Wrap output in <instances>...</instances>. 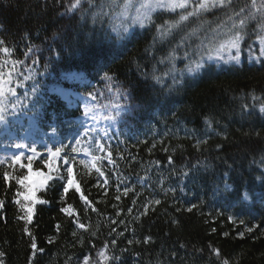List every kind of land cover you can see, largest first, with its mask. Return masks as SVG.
Segmentation results:
<instances>
[{
  "label": "trees",
  "instance_id": "16d2710c",
  "mask_svg": "<svg viewBox=\"0 0 264 264\" xmlns=\"http://www.w3.org/2000/svg\"><path fill=\"white\" fill-rule=\"evenodd\" d=\"M99 1L69 10L74 0H0V124L79 142L82 112L47 92L61 75L79 72L92 80L85 94L95 103L126 108L134 123L148 125L133 140L99 141L91 175L66 153L54 163L43 155L0 167V262L80 264L102 251L108 264H264V112L249 101L264 103V57L210 67L177 89L175 102L153 105L165 101L166 88L153 63L170 44H155L154 29L171 16L156 15L110 56L85 49L84 37L73 41L83 31L98 33L84 17ZM250 4L232 0L217 12L236 18L234 10ZM246 24L249 34L261 31L264 14ZM214 188L226 202L214 203ZM244 189L254 203L239 201ZM69 206L71 214L61 211Z\"/></svg>",
  "mask_w": 264,
  "mask_h": 264
},
{
  "label": "rangeland",
  "instance_id": "374dc122",
  "mask_svg": "<svg viewBox=\"0 0 264 264\" xmlns=\"http://www.w3.org/2000/svg\"><path fill=\"white\" fill-rule=\"evenodd\" d=\"M123 2L124 0H115L114 4L113 0H100L93 5V10L87 16L84 14V19L86 21L88 17V29L94 30L96 26L95 32L99 34L83 31V33L77 34L73 41H76L78 37H84L87 40V43L83 44L85 49H94L96 52L110 53V56H114L126 46L128 47L133 37L149 28L156 15L171 16V19L165 20L161 26H156L154 29L155 44H170L166 54L162 58H157L153 63L154 68L155 66L161 68V75L156 78V81L160 85L166 86L165 90L162 91L164 92L162 97L165 98V101L155 100L153 105H164L167 101L169 105L170 102H175L177 100L176 90L196 81L206 73V69L210 70V67L215 70L228 69L238 67L242 62L255 64L264 57L260 43V38L264 37V29L258 30L259 33L256 31L249 34L250 28L247 24L243 29L244 39L240 42L238 59L232 58L237 54L236 49L220 50V45L234 31L232 29L233 20L235 19L238 23L237 18H225L219 14L217 10L219 11L221 7L200 11L181 21L180 17L192 12L198 0H188V7L175 9L155 6L151 9L141 8L140 4L143 0H132V6L127 9L126 14L121 15L122 9L119 5H122ZM161 2L167 3V0H161ZM173 15L176 17L173 18ZM172 24L176 26L169 29L168 26ZM165 29H168L166 33H164ZM91 60L96 65L102 64L101 60ZM197 64L202 66L197 68ZM190 68L193 71H189ZM95 75L97 78H101L102 71H97ZM147 77L151 78L150 76ZM61 83L63 84L50 85L47 92L59 97L70 108L82 111V116L76 119V124L83 138L77 143L66 141L63 144L62 140L53 132L43 138L40 134L12 131L11 124L2 122L0 124V167L21 165L25 159H37L43 155L48 158L49 162L54 163V160L59 159L61 154L66 153L71 162L76 163L87 174L91 175L92 166L95 163L93 157L96 158L101 145L99 141L110 143L113 139H120L126 142L128 139L133 140L143 136L141 130L146 129L148 125L143 126L142 121L134 123L132 117H128L126 108L109 104L101 105L85 95V91L93 86V82L82 73L69 72L63 74L61 75ZM249 101L251 103L250 109L260 113L264 112L261 111L264 108V103L260 106L259 99L253 97ZM96 183L100 184V180L98 179ZM223 188V192H225L229 187ZM218 190V188H214L212 196L215 197L214 203L221 204L223 199L221 200L220 190ZM240 195L239 201L246 202L247 205L255 202H250V199L252 200L253 196L256 195L245 189ZM261 197L259 195V198ZM226 199H224L225 202ZM262 200H264V196ZM239 201L237 202L239 203ZM259 205H261V209H264V201L260 202ZM109 259L101 251L92 258L82 260L80 264H85V261L87 264H108Z\"/></svg>",
  "mask_w": 264,
  "mask_h": 264
},
{
  "label": "snow or ice",
  "instance_id": "6c2138e0",
  "mask_svg": "<svg viewBox=\"0 0 264 264\" xmlns=\"http://www.w3.org/2000/svg\"><path fill=\"white\" fill-rule=\"evenodd\" d=\"M113 3L115 4V0H113ZM81 0H74V2L71 4V7L69 10H74L78 6H80ZM232 4V0H198V3L195 5L193 8L192 12H189L187 15H182L180 17V20H186L188 16L195 15L200 11H207L209 8H215V7H230ZM122 9L121 15L126 14L127 9L132 6V0H124L122 5H119ZM168 7L170 9H175L177 7L179 8H186L188 7V0H167V3H162L161 0H155V3H153V0H143V2L140 4L141 8H147L151 9L152 7ZM258 14H264V0H259V4L257 3V0H251L250 5H245L244 7H241L238 11L234 10V16L238 19V23L236 20H233L232 23V29L234 31L231 32V34L228 36V38L220 45V50H231V49H236V56L232 57L233 59H238L239 58V46L240 42L244 39V34H243V29L246 25V22L248 19H254ZM232 19V17H230ZM178 23V22H177ZM175 24L169 25V29L172 27H175ZM262 29H264V26H262ZM168 29L164 30V33L167 32ZM162 33V34H164ZM260 43L262 46V51H264V37L260 38ZM4 51H7V49H4ZM202 65L197 64L196 67L199 68ZM189 71H193V69H189ZM110 79V77H106ZM0 96H3V88L0 87ZM261 111H264V108L261 109ZM73 151H76V149H73ZM57 152H59V149H57ZM18 159V158H17ZM96 158L93 157V160ZM69 173V179H68V184L71 185L73 181L71 180V173H72V168L69 167L67 169ZM102 175V173H101ZM5 179H7V175H5ZM27 179V177H25ZM24 181L21 180L20 183H23ZM78 192L80 191L79 187L77 186L76 189ZM127 191V190H126ZM64 192H68V187L64 188ZM126 194V192H125ZM81 199H85L83 195H81ZM119 199V197H117ZM43 203V201H41ZM2 203V202H0ZM135 203V201H133ZM155 203H159V201H155ZM191 209H189L190 211ZM61 211L66 212L71 214V208L70 206L68 208H61ZM27 215V220L30 222L32 219V210L29 208L26 211ZM115 223V221H113ZM59 227V225H57ZM78 227L83 228V224H78ZM249 232L252 231L251 228L247 229ZM75 235V233H74ZM242 235V234H241ZM115 241H113V244ZM31 247L33 249H36V244L33 240ZM0 255H3L0 253ZM2 264V262H0ZM85 264H87V261H85ZM224 264H227V261L224 262Z\"/></svg>",
  "mask_w": 264,
  "mask_h": 264
}]
</instances>
